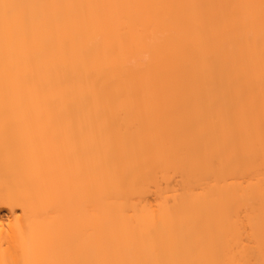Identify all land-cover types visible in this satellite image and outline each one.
Instances as JSON below:
<instances>
[{"label": "bare ground", "instance_id": "obj_1", "mask_svg": "<svg viewBox=\"0 0 264 264\" xmlns=\"http://www.w3.org/2000/svg\"><path fill=\"white\" fill-rule=\"evenodd\" d=\"M1 209L0 264H264V0H0Z\"/></svg>", "mask_w": 264, "mask_h": 264}, {"label": "rangeland", "instance_id": "obj_2", "mask_svg": "<svg viewBox=\"0 0 264 264\" xmlns=\"http://www.w3.org/2000/svg\"><path fill=\"white\" fill-rule=\"evenodd\" d=\"M4 128H7V130L6 131H8L9 133L10 132H12V131H18V132H22L21 130H24V131H31L32 129H30V128H17L18 130H12V129H14V128H12V127H10V126H8V127H4ZM29 165H30V163L29 162H24L23 164H22V166H23V169H27L28 167H29ZM8 210V209H7ZM6 209L4 210H0V215H1V218L0 219H2V216H3V219H5L6 221L5 222H7V221H9L10 222V220H8L9 218L10 219H12V222H16L17 221V219L19 218V217H21L22 215H23V212H22V210L21 209H17L16 210V213L14 214V216H10V214L11 213H9L8 211H7ZM5 213H7L6 215L3 214ZM7 218V219H6ZM3 222H4V220H2ZM9 222H7L8 224H9ZM7 223H3L4 225V227L3 226H1L0 228H2L3 227V229H0L1 231L2 230H6L7 228H8V224ZM0 231V232H1ZM42 252H45V248L44 249H42ZM41 253V252H40Z\"/></svg>", "mask_w": 264, "mask_h": 264}]
</instances>
